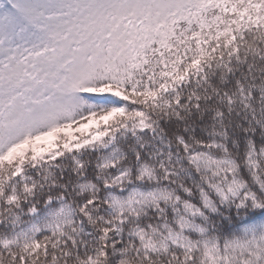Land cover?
Wrapping results in <instances>:
<instances>
[{
  "label": "snow or ice",
  "instance_id": "6c2138e0",
  "mask_svg": "<svg viewBox=\"0 0 264 264\" xmlns=\"http://www.w3.org/2000/svg\"><path fill=\"white\" fill-rule=\"evenodd\" d=\"M0 264H264V0H0Z\"/></svg>",
  "mask_w": 264,
  "mask_h": 264
}]
</instances>
